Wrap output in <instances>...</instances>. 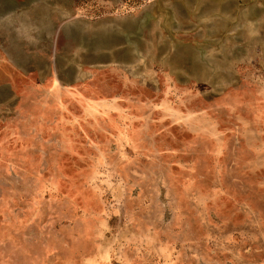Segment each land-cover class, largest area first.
<instances>
[{"label": "rangeland", "instance_id": "374dc122", "mask_svg": "<svg viewBox=\"0 0 264 264\" xmlns=\"http://www.w3.org/2000/svg\"><path fill=\"white\" fill-rule=\"evenodd\" d=\"M0 264H264V0H0Z\"/></svg>", "mask_w": 264, "mask_h": 264}]
</instances>
